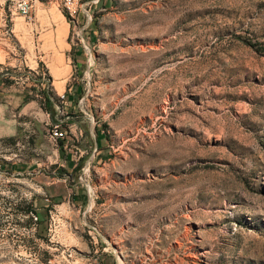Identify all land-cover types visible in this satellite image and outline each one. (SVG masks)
I'll use <instances>...</instances> for the list:
<instances>
[{
	"label": "rangeland",
	"instance_id": "1",
	"mask_svg": "<svg viewBox=\"0 0 264 264\" xmlns=\"http://www.w3.org/2000/svg\"><path fill=\"white\" fill-rule=\"evenodd\" d=\"M17 2L0 73L44 114L0 138V264H264V0Z\"/></svg>",
	"mask_w": 264,
	"mask_h": 264
},
{
	"label": "crops",
	"instance_id": "2",
	"mask_svg": "<svg viewBox=\"0 0 264 264\" xmlns=\"http://www.w3.org/2000/svg\"><path fill=\"white\" fill-rule=\"evenodd\" d=\"M53 55L46 63V73L52 81L53 94H61V91L69 90L68 79L70 77L72 66L71 64L60 67L62 61H66L65 54ZM24 85L17 84V81H7L5 76L0 73V138H10L24 129L27 120L42 121L43 108L37 99L28 96V83ZM30 117V118H29ZM85 131L79 129L75 138L78 141H83ZM65 138H62V140ZM64 141V140H63ZM100 138L94 139V150L99 151ZM84 150L81 149L82 153ZM76 163H74L75 165Z\"/></svg>",
	"mask_w": 264,
	"mask_h": 264
},
{
	"label": "built area",
	"instance_id": "3",
	"mask_svg": "<svg viewBox=\"0 0 264 264\" xmlns=\"http://www.w3.org/2000/svg\"><path fill=\"white\" fill-rule=\"evenodd\" d=\"M29 1L30 0H18L17 9L19 12H21V14L26 15L28 13L29 8L31 6ZM60 3L65 8L66 13L71 18H75V14H77L79 12V8L77 7L78 0H60ZM83 12L87 16V18L90 19L91 16L89 15V13L87 11H85V9H83ZM50 134L54 138H63V136H64V133L58 124H54L52 126ZM93 193L94 192L92 191V189L87 186V196L90 199V201L93 199Z\"/></svg>",
	"mask_w": 264,
	"mask_h": 264
}]
</instances>
